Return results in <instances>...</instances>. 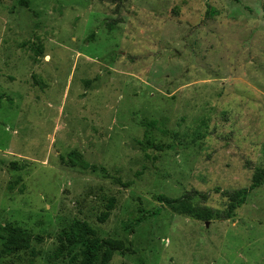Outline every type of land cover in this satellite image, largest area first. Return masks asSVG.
Returning <instances> with one entry per match:
<instances>
[{"label": "rangeland", "instance_id": "374dc122", "mask_svg": "<svg viewBox=\"0 0 264 264\" xmlns=\"http://www.w3.org/2000/svg\"><path fill=\"white\" fill-rule=\"evenodd\" d=\"M27 2L0 0V249L8 226L42 241L0 264H71L75 219L125 242L109 264H264V180L231 219L214 191L264 168V0ZM145 122L176 148L144 149ZM192 190L212 219L156 199ZM141 207L162 211L131 233Z\"/></svg>", "mask_w": 264, "mask_h": 264}, {"label": "trees", "instance_id": "16d2710c", "mask_svg": "<svg viewBox=\"0 0 264 264\" xmlns=\"http://www.w3.org/2000/svg\"><path fill=\"white\" fill-rule=\"evenodd\" d=\"M21 4L28 5L27 0H21ZM2 96H0V100ZM147 126L142 145L144 149L153 148L162 151L165 148H176L173 145L166 146L162 143H157L154 140L152 124L145 122ZM66 164L71 168L91 169L93 171H105L104 166H99L94 163H89L79 150H72L68 153ZM264 180V168H258L253 176L252 184L249 187H244L236 190H221L216 187L215 192H221L222 196L228 200L226 208L223 212L217 214L219 218L231 219L235 212L244 204L248 203V198L251 192L260 187ZM156 199L162 204L179 214L191 215L199 220H210L214 216L213 211L206 206H201V203L207 201L208 194L198 190H192L177 198H171L166 194H158ZM114 206V198L109 200L107 209L99 216L100 222H105ZM162 211V207L153 210L139 209V214L133 218L130 226L127 228L131 233L134 232L135 226L141 224L148 217L158 216ZM7 238L3 242L0 249V258L5 255L14 254L20 250H31L33 256L36 252L33 247V241L41 242L42 236L35 235L27 229L21 227L7 228ZM59 246L56 249V257L60 254L67 253L70 255L71 264H109L115 252L125 253L127 247L121 239L101 238L97 230L88 222L75 219L68 230L58 235Z\"/></svg>", "mask_w": 264, "mask_h": 264}]
</instances>
